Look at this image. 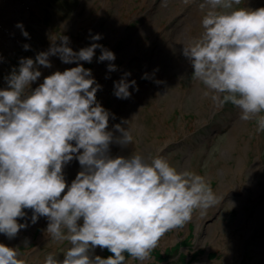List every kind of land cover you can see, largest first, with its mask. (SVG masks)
Segmentation results:
<instances>
[{"label":"clouds","instance_id":"1","mask_svg":"<svg viewBox=\"0 0 264 264\" xmlns=\"http://www.w3.org/2000/svg\"><path fill=\"white\" fill-rule=\"evenodd\" d=\"M199 8L202 32L181 50L193 78L215 106L231 103L241 121L255 120L256 132L264 131V7H246L245 0H203ZM15 27L31 38L22 22ZM89 29L92 42L78 51L62 35L34 59H19L17 51L8 59L18 58V66L0 88V234L13 240L29 220L35 225L44 217V234L69 246L62 258L49 253L43 264H126L125 254L146 264L166 233L183 228L195 211L202 213L218 200L206 177L178 170L163 155L111 154L112 144L126 148L133 136L123 118L109 130L116 116L97 99L103 86L82 62L107 61L112 73L118 71L116 55L97 43L103 34ZM54 31H45V37ZM22 47L30 50L27 43ZM54 56L76 66L55 70L32 87L43 75L40 67L52 68ZM157 71L141 79L152 80ZM131 75L125 71L113 81L116 98L127 100L139 91ZM73 160L80 170L69 184L64 168ZM97 248L110 255H96ZM0 264L26 262L18 247L0 242Z\"/></svg>","mask_w":264,"mask_h":264},{"label":"rangeland","instance_id":"2","mask_svg":"<svg viewBox=\"0 0 264 264\" xmlns=\"http://www.w3.org/2000/svg\"><path fill=\"white\" fill-rule=\"evenodd\" d=\"M9 2L12 9L5 0L0 18V88L6 86L4 77L18 66L20 56L8 59L26 43L20 29L10 28L13 24L22 22L29 34L37 36L41 35L39 29H55L46 37L41 51L48 50L51 41L59 43L62 35L70 38L69 46L73 48V44L76 51L89 46V28L93 26L92 34H103L97 43L115 53L113 63L118 71L108 73V62L98 63L96 57L91 64L82 63L92 69L96 81L103 86L97 99L116 116L110 119L109 130L123 118L128 121L123 126L133 136L132 144L126 148L112 144L111 154L127 156L135 152L146 159L163 155L178 170L206 177L216 197L222 198L214 205V213L197 210L183 228L166 233L146 264H264V131L256 132L255 120L237 118L239 109L231 103L217 107L205 97L204 85L193 78L181 51L202 32L204 12L199 5L203 0H190L187 5L183 0H167L166 7L161 6V0ZM245 6L264 7V0H245ZM65 7L69 13L63 10ZM43 20L46 26L39 27L37 23ZM10 37L13 45L7 47ZM99 54L97 49L96 56ZM54 57H50L52 68H39L43 75L32 87L55 70L76 66ZM157 68L152 80L141 79L145 72L152 74ZM125 71L131 72L129 79L137 81L139 91L121 100L113 95V81ZM106 75L110 78L106 79ZM67 167L70 173L64 175L70 184L80 166L73 160ZM28 222L30 226L13 240L0 234V242L18 247L26 264H43L49 253L62 258L69 242L55 241L44 234V217L35 225ZM95 254L110 255L99 248ZM125 255L126 264H140Z\"/></svg>","mask_w":264,"mask_h":264},{"label":"flooded vegetation","instance_id":"3","mask_svg":"<svg viewBox=\"0 0 264 264\" xmlns=\"http://www.w3.org/2000/svg\"><path fill=\"white\" fill-rule=\"evenodd\" d=\"M45 30L46 29H43V31L41 32V35H39V37L37 38L36 37V34L34 32H32V34H30V39H26V43L29 44V45H33V46H30V50L29 51H25L23 50V47L22 45L20 46V48L18 50H20V57H31V58H35V55L37 54V51H40L42 50L43 48V44H44V41L46 39L45 37ZM125 33V32H124ZM122 112V108L120 110H116V113L117 114H120Z\"/></svg>","mask_w":264,"mask_h":264},{"label":"bare ground","instance_id":"4","mask_svg":"<svg viewBox=\"0 0 264 264\" xmlns=\"http://www.w3.org/2000/svg\"><path fill=\"white\" fill-rule=\"evenodd\" d=\"M4 1H5V0H0V18L2 17V13H3V11H4V9L2 8V5H3ZM7 2H8V4H9V5H7V7L9 8V7H10V2H9V0H6V4H7ZM10 8H11V7H10ZM11 9H12V8H11ZM3 15H4V14H3ZM15 22H16V21H15ZM37 24H38L39 27H41V26H46V23H45L44 20H43L42 23H37ZM15 25H16V24H13L10 28L14 29V28H15ZM45 31L47 32V31H49V29H46ZM8 40H10V41H9L7 47H11V46L13 45V38L10 37V38L7 39V41H8ZM85 40H86V38L83 39V41H85ZM78 50H79V49H77V51H78ZM238 117H239V115H237V118H238ZM238 121H239V120H238ZM68 165H69V164H68ZM67 173H70V171H69L68 167L66 166V167L64 168V174H67ZM228 194H230V193H228ZM217 200H222V198H221V197H220V198L217 197ZM233 201H234V200H233ZM235 201H239V200H235ZM215 209H216L215 206H211V207L208 208V210H212L213 213L215 212ZM196 213H198V211H197Z\"/></svg>","mask_w":264,"mask_h":264}]
</instances>
